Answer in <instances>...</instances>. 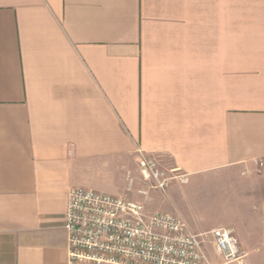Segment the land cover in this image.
<instances>
[{"label":"crops","instance_id":"0c3cea01","mask_svg":"<svg viewBox=\"0 0 264 264\" xmlns=\"http://www.w3.org/2000/svg\"><path fill=\"white\" fill-rule=\"evenodd\" d=\"M78 188L264 264V0H0V264H65Z\"/></svg>","mask_w":264,"mask_h":264},{"label":"built area","instance_id":"2783aa9c","mask_svg":"<svg viewBox=\"0 0 264 264\" xmlns=\"http://www.w3.org/2000/svg\"><path fill=\"white\" fill-rule=\"evenodd\" d=\"M136 153L142 179L165 194L171 178L140 148ZM138 194L147 199L149 193L143 189ZM63 228L67 234L65 264H212L202 236L180 217L149 214L143 202L123 197L71 190ZM211 235L225 263L242 258L233 230L217 228Z\"/></svg>","mask_w":264,"mask_h":264},{"label":"rangeland","instance_id":"374dc122","mask_svg":"<svg viewBox=\"0 0 264 264\" xmlns=\"http://www.w3.org/2000/svg\"><path fill=\"white\" fill-rule=\"evenodd\" d=\"M161 193V192H160ZM111 196V195H110ZM114 197H122V196H114Z\"/></svg>","mask_w":264,"mask_h":264}]
</instances>
